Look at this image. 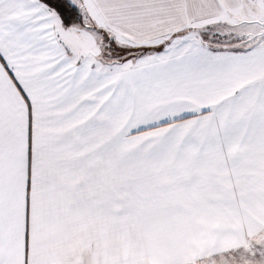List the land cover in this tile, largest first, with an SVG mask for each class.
I'll return each instance as SVG.
<instances>
[{"label": "snow or ice", "instance_id": "1", "mask_svg": "<svg viewBox=\"0 0 264 264\" xmlns=\"http://www.w3.org/2000/svg\"><path fill=\"white\" fill-rule=\"evenodd\" d=\"M0 264H264V0H0Z\"/></svg>", "mask_w": 264, "mask_h": 264}]
</instances>
